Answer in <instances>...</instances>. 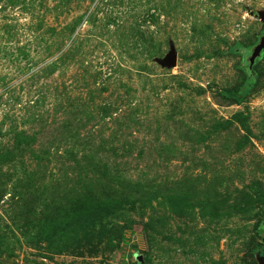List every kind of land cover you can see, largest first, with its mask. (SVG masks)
Masks as SVG:
<instances>
[{
    "label": "rangeland",
    "instance_id": "374dc122",
    "mask_svg": "<svg viewBox=\"0 0 264 264\" xmlns=\"http://www.w3.org/2000/svg\"><path fill=\"white\" fill-rule=\"evenodd\" d=\"M259 12L0 0V264H261Z\"/></svg>",
    "mask_w": 264,
    "mask_h": 264
},
{
    "label": "water",
    "instance_id": "95a60500",
    "mask_svg": "<svg viewBox=\"0 0 264 264\" xmlns=\"http://www.w3.org/2000/svg\"><path fill=\"white\" fill-rule=\"evenodd\" d=\"M258 17L264 21V12H259ZM264 53V36L261 38L260 43L254 48L250 57V69L254 65L255 61L259 59ZM177 62L175 52L172 51L164 60L161 61L163 65L174 66ZM260 263L264 264V258L260 259Z\"/></svg>",
    "mask_w": 264,
    "mask_h": 264
}]
</instances>
